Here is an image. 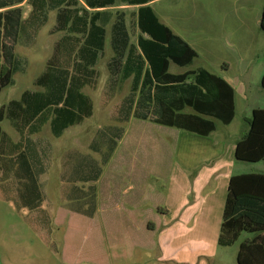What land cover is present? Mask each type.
<instances>
[{
  "label": "rangeland",
  "instance_id": "1",
  "mask_svg": "<svg viewBox=\"0 0 264 264\" xmlns=\"http://www.w3.org/2000/svg\"><path fill=\"white\" fill-rule=\"evenodd\" d=\"M191 1L199 7V13L204 20H215L217 13L213 0ZM189 2L190 0L186 6L188 10L191 8ZM21 8L8 10L6 19L9 28L13 19H17L22 13L25 18L30 14L31 6L28 2ZM129 25L133 41L137 42L139 35L137 32H140L138 17L136 23L135 18L132 19L131 11ZM172 26L178 33L186 35V28L182 27L179 21ZM2 43L5 48H2L3 58L0 59V77L7 70L8 63H5V59L8 61L13 52L19 55L27 54L33 61L35 60L36 53L25 52L33 49H25L22 45L14 44L11 37H3ZM39 44L40 48L45 49L51 42L45 35ZM263 45L260 42L259 50L251 53L254 98L247 102L238 97L237 104H244V107L238 108L234 122L227 126L218 121L216 132L207 137L161 126L149 120L131 118L129 122L119 123V108L130 91L131 80L122 86L120 92L112 94L113 84L107 70V60L110 56L108 54L97 67L100 73L97 89L85 90L96 101L95 116L80 127L69 130L61 138H54L53 158L47 151L40 150L46 157L45 167L53 164L54 168V181H50L54 198L51 196L50 188L42 187L44 196L46 192L48 193L47 201L54 202V225H51L48 212L44 214L48 217L47 226L36 221L32 215L28 217L16 197L18 190L13 187V179L17 178L15 176L2 178L0 171V264H174L159 263L155 260L158 255L156 243L159 242L160 235L155 234L151 218L158 213V206H165L164 203L167 201L173 205L175 199L178 197L184 199L187 191L191 193L194 180L205 170L201 164L205 154L221 150L225 155H223L225 163L232 162V159L235 162L234 173L264 174L263 162L237 161L233 152L234 145L249 130L248 124L252 116L247 104L255 103L264 107V95L258 91L260 73L264 69ZM37 53L36 57L41 59L43 54ZM43 65L45 66L31 64L25 74L15 77L14 86L10 84L1 89L0 109L9 101L19 99L24 91L36 89L33 82L42 72ZM206 65L201 60H195L194 64L188 67L172 63L170 72L183 74ZM229 79L243 83L239 75H231ZM239 85L240 96L241 84ZM0 126L12 133L15 141H19V134L11 129L8 122H0ZM43 133L47 134V131L44 129ZM47 137L52 139L49 134ZM98 172L103 175L102 213L98 214L95 220H88L81 215L66 212L84 208L82 201L85 199L84 195L89 192V202L94 200L96 188L90 189L86 175ZM227 192L226 189L225 193ZM68 193L77 196L75 202L70 203L66 196ZM116 201L124 208L122 212L120 209L117 210ZM145 219L149 220L146 224L143 223ZM51 235L54 239V252L49 241H46ZM250 236L244 233L240 240L229 248L220 247L218 242H212L204 246V250L205 254H214V258L208 260L202 257L193 264H238L240 246ZM152 243L156 246L150 248L149 252L155 259L152 256L146 257L147 251L143 247ZM116 253L126 258L116 259Z\"/></svg>",
  "mask_w": 264,
  "mask_h": 264
},
{
  "label": "trees",
  "instance_id": "2",
  "mask_svg": "<svg viewBox=\"0 0 264 264\" xmlns=\"http://www.w3.org/2000/svg\"><path fill=\"white\" fill-rule=\"evenodd\" d=\"M93 10L116 6L118 0H82ZM156 0H121L129 5H140L138 27L142 35L138 44L130 43L125 14L118 13L112 29V47L115 57L109 64L116 89L121 90L132 79L130 93L118 112V122L131 118L188 131L207 137L217 129V122L230 125L235 118V90L221 76L205 68L183 74L170 72L171 64L188 67L194 64L198 53L182 37L162 23L149 5ZM25 0H0V59L5 48L3 37H11L14 44L33 47L39 31L51 11H57V24L51 33L67 35L56 43L54 56L45 72L36 80L44 92H26L20 100H13L0 109V122L8 119L22 135L15 143L0 126V169L3 177L29 176L26 193L18 197L32 209L39 208L45 197L35 180V162L28 153L25 135L39 132L51 122L55 137L90 118L94 112L93 100L83 93L87 86L97 84L94 69L105 47L106 26L113 14L109 11L90 12L80 7V0H28L30 16L22 15L8 25L6 9L14 8ZM8 28V29H7ZM261 29L264 32V9ZM7 70L0 77V91L14 85V76L24 73L28 61L13 52L5 59ZM264 90V76L261 81ZM249 132L238 142L237 161L264 163V109L255 110L249 120ZM27 146V147H26ZM32 161V163H31ZM34 162V163H33ZM29 172V173H28ZM28 173V174H26ZM18 176V177H17ZM13 187L17 184L12 182ZM20 183V182H19ZM18 189V188H17ZM32 190L42 195L34 197ZM46 212L39 211L44 216ZM48 225V217H46ZM244 233L247 238L240 246L238 264H264V174L248 173L231 177L220 229L218 244L234 246Z\"/></svg>",
  "mask_w": 264,
  "mask_h": 264
},
{
  "label": "crops",
  "instance_id": "3",
  "mask_svg": "<svg viewBox=\"0 0 264 264\" xmlns=\"http://www.w3.org/2000/svg\"><path fill=\"white\" fill-rule=\"evenodd\" d=\"M189 0H156L149 5L153 8L160 21L167 25L173 32L180 37H182L189 45L198 53V58L196 61L201 60L203 64H207L206 67H202L207 69L208 71L221 76L224 78L235 90V118L237 116L238 108L244 107V104L238 105V97H241L244 101H249L251 98H254L253 95V82L252 79L254 77L253 69L251 68V53H256L260 48L261 44H264V32L261 29V21L262 14L264 9V0H213V5L215 6V10L217 16L214 21H206L203 19L202 15L199 13V7L196 6V3L191 1V8L188 10L186 7ZM28 0H25L24 3L14 7L20 8L27 3ZM29 3V2H28ZM30 5V4H29ZM31 6V5H30ZM80 7H87L84 1L80 0ZM140 5H129L118 0L116 6L106 8V9H98L93 10L90 9V12L95 11H109L113 14V17L109 24L106 26V38H105V47L102 55L100 56L97 65L95 66V70L98 73L97 84L94 86H87L83 89V93L90 97L94 103V112L90 118H93L96 114L95 111V99L93 96L87 94L85 92L86 89L96 90L99 84L100 73L97 69L99 64L103 59L110 54L107 60V70L109 73V78L112 80L113 84V93L117 94L121 90L116 89L115 86V78L111 75L109 70V64L112 59L115 57V52L112 47V29L113 25L116 22L117 14L124 13L127 30L130 36L131 44H138L139 38L143 36L144 38H148L147 35H142L141 31L139 33L137 42L133 41V36L131 33L130 25H129V11H131L132 19L135 18L137 23L138 12L140 9ZM12 9V8H11ZM2 10V11H7ZM32 12V6H31ZM30 12V14H31ZM260 12V13H259ZM30 14L25 18L23 13L21 17V21L27 19ZM137 15V17H136ZM179 21L182 27L186 28V35H182L175 31L172 26L175 22ZM133 23V22H132ZM57 24V11H51L49 13V18L47 24L42 27L39 31L37 42L33 47H23L25 49H29L32 51H25L26 53H36L35 60L33 61L29 55H20L24 57L28 61L27 69L25 74L31 64H45L42 66V72L40 75L34 80L33 85L36 89L26 90L22 93L19 99L20 100L24 93L33 92L40 93L44 92L45 89L43 87L36 85V80L45 72L47 64H49L50 60H52L54 56L56 43L63 39L67 32L60 31L57 33H51V30ZM47 27V28H46ZM133 27V26H132ZM46 28V31L42 33V30ZM47 35L50 39L51 44L46 46L45 49L40 48V40L43 36ZM19 46V44H17ZM264 46V45H263ZM39 53L43 54L41 59H38L36 55ZM18 54V53H16ZM253 58V56H252ZM231 75H239L242 78L243 83H239V81H232L229 79ZM264 76V69L260 73V88H258L259 93L264 95V90L261 85L262 77ZM131 85H132V79ZM128 80V81H129ZM16 82V80H15ZM127 82V81H126ZM125 82V83H126ZM16 84V83H15ZM14 84V85H15ZM240 96L238 91V86H240ZM13 85V86H14ZM130 85V90H131ZM130 93V91H129ZM129 93L125 96L127 97ZM257 92H255L256 94ZM124 97V98H125ZM123 98V99H124ZM246 98V99H245ZM11 100V101H13ZM11 101H9L8 105ZM4 106V105H3ZM251 116L253 117V113L255 110L264 109V107H260L258 104H247ZM90 118H86L84 120L87 121ZM8 122L11 129L18 133L20 136L19 141H15L13 135L10 132L3 130L11 137V139L18 143L22 139V135L19 131L16 130L10 123L8 119H4L1 123ZM83 122V123H84ZM234 122V121H233ZM232 122V123H233ZM81 123V124H83ZM231 123V124H232ZM79 125H74L68 128L66 132L73 129L74 127H80ZM249 129H250V124ZM44 129L47 131L52 139H48L47 134H44ZM217 130V129H216ZM216 132V131H215ZM213 132V133H215ZM249 132V130L245 133V135ZM212 133V134H213ZM210 134V135H212ZM62 135V136H63ZM209 135V136H210ZM46 136V137H45ZM61 136V137H62ZM59 137V138H61ZM54 136L51 128V122L49 121L46 125L42 127V129L35 134L25 135L26 145L28 144V153L31 158L34 160V175L32 174V180H35L40 187L50 188V181H54V168L53 164L50 167H45L44 161L46 159L45 155L40 153V150L47 151L48 155L53 158L54 156ZM240 141V140H239ZM234 145L233 152L235 156L236 147L238 142ZM216 145H218L216 143ZM224 153L223 151L216 150V153H206L204 161H201V164L205 168L194 180L192 184V190L186 192V196L184 199L178 197V199L174 200V204L171 205L168 203H164L165 206H158V213L154 214L151 218V223H154L152 228L155 231V234L158 233L159 242L157 244L158 252L157 258L149 252L150 248H155L156 244L152 243L147 246H143L146 252V257L150 258L152 256L153 259L157 260L159 263H174V264H193L195 261H199L202 257H206L208 260L214 258V254L206 253L204 250V246L210 245L212 242H218L220 229L223 222V214L224 208L227 199V193H225L226 189L228 190L229 182L232 176L240 175V174H248V173H234L235 162L230 161V163L224 162ZM233 155V154H232ZM49 157V158H50ZM236 159V157H235ZM52 162V161H51ZM32 163V161H31ZM53 168V169H52ZM2 172V170L0 169ZM90 172V171H89ZM29 173V172H28ZM26 173V174H28ZM48 173V174H46ZM42 174V175H41ZM41 175V176H40ZM101 173L97 174H88L86 175V180L90 183V189L92 187L96 188V194H94V200L90 203V192L85 194V199L82 201L83 207L82 209H72L66 210L72 212L73 215H81L83 218L88 220H95L98 214L102 213V200L104 189L101 187L102 184ZM3 178V172H2ZM17 182L14 185V189H17L19 192L26 193L25 186L28 184L30 180L29 176L21 175L16 179H13ZM31 181V180H30ZM20 182V183H19ZM100 185V188H99ZM98 187V189H97ZM222 187V193H221ZM42 191V190H41ZM51 196L54 198V192L51 189ZM22 193L16 194L20 196ZM43 194V195H42ZM39 193L36 190H32V195L34 197L44 196V193ZM11 196V195H10ZM46 196L48 193L46 192ZM46 196L41 206L36 209H32L29 207V204L25 205L23 202L21 204L22 209L27 214L28 217L31 215L36 221H40L43 226H47V220L45 216L39 214V211L48 212L51 218V225H54V202L52 200L47 201ZM68 200L75 202L77 196L72 193H68ZM183 196V195H182ZM119 202V201H118ZM116 201L115 205L117 206V210L122 212L124 208L118 204ZM87 208H86V207ZM89 208V209H88ZM76 210V211H74ZM153 220V221H152ZM149 220H143V223L146 224ZM133 223V221H129ZM212 233V235H211ZM216 233V234H215ZM211 236H210V235ZM252 237V236H250ZM249 238V237H248ZM247 239V238H246ZM161 240V241H160ZM49 245L51 250L54 252V239L49 237ZM219 245V244H218ZM213 246V245H212ZM233 247V246H232ZM229 248V247H228ZM151 250V249H150ZM208 252V251H207ZM205 254V255H204ZM182 255V256H181ZM120 260L126 258L121 254L116 253V259Z\"/></svg>",
  "mask_w": 264,
  "mask_h": 264
}]
</instances>
